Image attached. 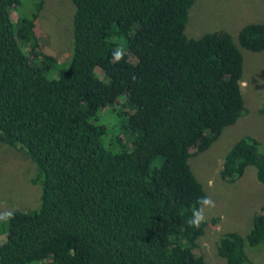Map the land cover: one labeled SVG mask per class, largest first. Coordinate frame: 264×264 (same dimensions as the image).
<instances>
[{"label": "trees", "instance_id": "16d2710c", "mask_svg": "<svg viewBox=\"0 0 264 264\" xmlns=\"http://www.w3.org/2000/svg\"><path fill=\"white\" fill-rule=\"evenodd\" d=\"M24 1L34 9L15 23L23 0H0V141L38 165L41 204L0 222V264H205L207 222L186 224L206 196L189 160L246 111L231 34L189 38L196 0H72L73 53L62 62L39 39L44 0ZM238 39L264 51V22ZM119 105L128 139L112 142L131 149L116 152L98 120ZM249 166L264 183V148L251 135L226 153L221 175L234 181ZM218 241L227 264H252L246 247L264 243V206L245 237Z\"/></svg>", "mask_w": 264, "mask_h": 264}, {"label": "rangeland", "instance_id": "374dc122", "mask_svg": "<svg viewBox=\"0 0 264 264\" xmlns=\"http://www.w3.org/2000/svg\"><path fill=\"white\" fill-rule=\"evenodd\" d=\"M23 2L13 11L15 23L21 15L34 9L33 4ZM74 12L72 0H44L38 18L41 44L62 62L69 60L73 53ZM254 22H264V0H196L186 24L189 38L217 30L228 31L244 58L242 93L246 111L235 124L224 129L208 150L189 160L206 196L216 205L206 211L205 234L198 240L197 252L205 264H227L218 254L219 238L228 232H238L245 237L252 228L254 216L264 206V183L257 179L254 166H249L244 175L234 181L225 180L221 175L226 153L241 137L251 135L260 140L264 148V115L260 112L264 103V51L244 48L238 39L240 30ZM126 121L120 105L102 109L98 120L108 130L104 138L116 152L131 149L130 145L112 142L119 135L127 138L124 137ZM39 173L38 165L25 150L0 141V212L39 209L43 179H36ZM4 239L5 236L0 235V244ZM246 250L252 264H264V243L247 246Z\"/></svg>", "mask_w": 264, "mask_h": 264}, {"label": "clouds", "instance_id": "9594fccd", "mask_svg": "<svg viewBox=\"0 0 264 264\" xmlns=\"http://www.w3.org/2000/svg\"><path fill=\"white\" fill-rule=\"evenodd\" d=\"M113 58L116 62H119L123 58V50H117L113 54ZM198 207L192 211V215L187 219L186 224L192 228H199L202 223L206 221V211L215 208V202L211 197H201L198 200ZM14 212L5 211L0 212V222H7L14 218Z\"/></svg>", "mask_w": 264, "mask_h": 264}]
</instances>
